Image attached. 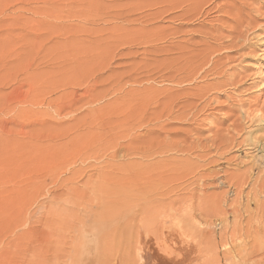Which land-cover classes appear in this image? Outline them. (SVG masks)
Returning <instances> with one entry per match:
<instances>
[{
  "label": "rangeland",
  "instance_id": "374dc122",
  "mask_svg": "<svg viewBox=\"0 0 264 264\" xmlns=\"http://www.w3.org/2000/svg\"><path fill=\"white\" fill-rule=\"evenodd\" d=\"M68 187L166 264H264V0H0V264H54Z\"/></svg>",
  "mask_w": 264,
  "mask_h": 264
},
{
  "label": "bare ground",
  "instance_id": "6f19581e",
  "mask_svg": "<svg viewBox=\"0 0 264 264\" xmlns=\"http://www.w3.org/2000/svg\"><path fill=\"white\" fill-rule=\"evenodd\" d=\"M86 50L88 51V52H86L87 55H88V53L91 54V56H87V57H90L89 61H93V60H95L97 58H103V55L106 54V50L104 49V47L96 48V50H98V53H95V51L92 50L91 48H86ZM39 149H41V148H39V147L35 148L36 151H38ZM34 151L32 153H34ZM73 179H75V178H73ZM100 179H101V177H100ZM107 179H109V178H107ZM105 181L103 180L102 183L107 185L109 182L105 183ZM102 183L98 184L99 187L96 186V189L98 188L97 190H94L95 188L91 187V191L94 190L93 193H95V192L99 193V191H98L99 188L102 189L104 187ZM100 184L103 187L102 186L100 187ZM84 186L86 187L87 185L85 184ZM106 188L108 189V187H106ZM68 189H69V191L67 192V194L71 195V199H70L71 201H68V202L71 204L72 210H68L67 208H65L64 210L60 211V209H59L60 207H59L58 208L59 212L55 213V217L52 220V221H54V224L51 227L52 232L50 231L51 229L49 230L52 233V234H50V236L52 235V237H50V240H49V241H51V243H50L51 248L49 249V251L51 250L52 253H53L52 257H53L54 264H68V263L69 264H123L125 262L124 261V257L126 256L127 253H129V251L131 249V245L134 246L133 247V249H134L133 252H134V255H135L133 264H166V263H164V261H161L160 259H158L159 257L156 258L153 255H151L152 253H149L148 249H146V247L141 244V242H142L141 240H142L143 236L142 237L139 236L137 238H134L132 236L131 238L134 241L131 242L130 237H128V235L130 234L131 225H128L126 223L128 221L125 222L124 218H122L124 216H118L119 218L121 217L124 220L123 223H122L123 225H121V223H120V225H117L116 222L113 223L114 220H110V222H109V219H107V217H109L108 211L111 210V209H108V211H104L102 209V207L100 206L101 205L99 203L100 201L96 202V206H97L96 210L95 211L91 210L89 212L90 214H88V212L85 209V207L82 208L83 207L82 206L83 201L85 202V197H86L85 196V192L86 191H83L82 189L79 190L76 187L75 188H69L68 187ZM66 190H67V188H66ZM111 193L112 192H110V194ZM63 194H62V197H63ZM53 195H56V194H53ZM98 195H100V194H98ZM103 196H107V195H103ZM115 196H117V194ZM117 197L119 199L120 196H117ZM59 198H61V196ZM105 198L107 199V197H104V199ZM113 198H115V197H113ZM15 199H16V197H15ZM18 199H20V198H18ZM98 199H99V197H98ZM108 199H109V197H108ZM118 202H119V200H118ZM106 205H107V202H106ZM80 207H81V213L80 214H82V215L85 214V216H81L79 214ZM68 208H70V206ZM50 210H52V209H50ZM125 219L127 220V218H125ZM48 220L51 221L50 219H48ZM115 220H117V218H115ZM118 222H122V220H120ZM136 224L134 225L135 227H136ZM100 225H101V227L98 229V233L97 234L95 233L97 231L93 232L96 235L91 236L90 235L91 233L90 234L88 233L87 229L89 227L90 228L98 227ZM133 229H135V228H133ZM142 230H145V229H142ZM91 231H93V230H91ZM48 232H45V233L47 234ZM136 232H138V231H136ZM126 233H127V235H126ZM43 235H44V232H43ZM48 237H49V235H48ZM39 238H41V237H39ZM39 238L37 240H40ZM35 239H36V237H35ZM43 239L47 240L46 238H43ZM34 241H36V240H34ZM41 243H42V246H44L45 243H47L46 247L48 245V241L47 242H43L42 241ZM37 244L39 245V243H37ZM39 246H41V245H39ZM18 250L20 251V249H18ZM29 250H27V251H29ZM39 250H40V248H39ZM21 251H23V250L21 249ZM51 251H50V254H51ZM255 251H256L255 248L252 249V251L250 253L245 254V258H247V259L250 258L255 253ZM30 253H32V250L30 251ZM32 255H35V254H32ZM43 256H45V255H43ZM163 256H165V254ZM37 258H38V256H37ZM174 258L175 257H173V259ZM247 259H244V260H247ZM171 260H169V262ZM188 261H190V263H192L193 260L192 261L188 260ZM173 263H175V262H173ZM187 263H184V264H187ZM190 263H188V264H190ZM170 264H171V262H170ZM180 264H182V263H180Z\"/></svg>",
  "mask_w": 264,
  "mask_h": 264
}]
</instances>
